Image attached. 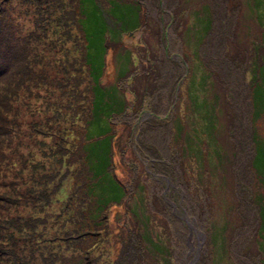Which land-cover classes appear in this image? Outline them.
<instances>
[{"label":"rangeland","instance_id":"374dc122","mask_svg":"<svg viewBox=\"0 0 264 264\" xmlns=\"http://www.w3.org/2000/svg\"><path fill=\"white\" fill-rule=\"evenodd\" d=\"M117 1L101 14L131 76L119 54L101 96L93 4L0 0V264H264V0ZM119 89L104 124L126 196L100 213L86 132Z\"/></svg>","mask_w":264,"mask_h":264},{"label":"trees","instance_id":"16d2710c","mask_svg":"<svg viewBox=\"0 0 264 264\" xmlns=\"http://www.w3.org/2000/svg\"><path fill=\"white\" fill-rule=\"evenodd\" d=\"M85 2V4L87 6H89L88 4L91 3L93 4V6H95V11L97 12H93L96 13L93 16L96 17H100L102 18V26L101 28H99L100 33V39H99V43H101L100 45H95L92 46V38L89 36L88 33H86V39H87V44H86V61L90 66V69L92 70V76H93V80H94V84L97 87V91L99 92L100 95H104L107 92H110L108 89H106L105 87H107L106 84H102L101 82V78L105 72V70L107 69V56H108V49H109V45H107V35L110 32V27L112 26L111 22L113 21L112 18H108V15L106 16H102L101 14V9H102V4H109L108 8L112 9L113 11L116 9L117 6H119L118 8L120 9V7L122 5H119L117 3H122V4H126L124 7L131 6V4L129 3H125L123 1L118 2L117 0H104L102 4H100L97 0H83ZM100 4V8L98 7V5ZM86 6V7H87ZM123 7V8H124ZM117 13H119V15H122L126 20L130 18V16H128V11H117ZM92 14V12H91ZM84 16V15H83ZM85 18V16H84ZM105 19V20H104ZM125 19H122V23L125 22ZM119 21V19L117 20V22ZM115 29V30H114ZM114 31L109 34V38L112 39V41L115 42L116 40V36L119 35V28H117V25L114 26ZM137 29V28H136ZM85 31V30H84ZM90 28H89V32H90ZM112 31V30H111ZM134 31V30H133ZM126 32L125 29H121L120 30V35L122 37V35H124ZM91 33V32H90ZM90 38V40H89ZM100 46V55L98 53H96L97 56H99L100 58V64L98 63H93L90 62V57H91V51L92 50H97L99 49L98 47ZM4 50L7 52V48H4ZM98 58V59H99ZM128 61L130 60L129 54L128 57ZM13 60V58H11ZM127 61V62H128ZM93 66L97 67V69H94ZM263 66V65H262ZM1 72H0V77H1ZM95 86L93 87L94 92H95ZM110 86V85H109ZM113 87H117L116 85H112ZM111 86V87H112ZM105 88V89H104ZM116 94V95H115ZM105 96V95H104ZM112 97H113V101H106L105 99L102 100L101 102L97 101V96L96 93L94 95V99L92 101V119L89 121V128L87 129V139L89 140V143L87 145H85V150L87 153V157L89 160V169L92 172L93 177L95 178V181L99 182L101 184V188L102 189H108V191H111L108 196V200L107 201H101L99 200V196H98V202L100 204V213L104 210V207H107L111 202H115L120 203L123 198H125L126 196V187L125 185L115 176L114 173H112L110 171V167L113 164V136H112V129L109 128L108 126H105V122L107 124L108 121H106V119L104 118V116H108L110 117V119L113 116H117L121 110L124 109V103H125V99L124 97L120 96V89H119V98L122 100V103L119 104V98L117 96V92L116 93H112ZM94 114V115H93ZM97 115V119L100 118L99 122L100 125L97 124V122L94 124V120L93 117ZM103 116L104 121L101 119L100 116ZM109 123L111 124V121H109ZM96 125V126H95ZM108 125V124H107ZM98 126V134H94V132L92 131V129H94L95 127ZM4 130H2L0 132V134H5V132H3ZM93 133H92V132ZM261 160L262 163H264V151L262 153L259 152V150H256V154L254 156L253 159V165L255 166L256 169H258L256 167V164L258 162V160ZM95 164L92 167V164ZM113 200V201H112ZM117 201V202H116ZM261 219L262 222L264 223V204L261 205ZM263 228H264V224H263Z\"/></svg>","mask_w":264,"mask_h":264},{"label":"crops","instance_id":"0c3cea01","mask_svg":"<svg viewBox=\"0 0 264 264\" xmlns=\"http://www.w3.org/2000/svg\"><path fill=\"white\" fill-rule=\"evenodd\" d=\"M118 34H120V30H119V32H118ZM108 55H110L109 53H108ZM119 58V57H118ZM122 59L119 61V59L117 60V66H118V70H117V76L118 77H123V76H127L128 74H130L131 73V68H130V65L128 64V62L130 61H128V58L127 59H125V62H124V60H123V58L124 57H121ZM116 59L117 58H115L114 56H113V60L112 61H110L109 59H108V56H107V67H108V65H110V63L111 62H113V64L112 65H116ZM128 61V62H127ZM109 63V64H108ZM125 64H128V67H127V65H125ZM98 125H100V122H99V124ZM98 127V126H97ZM97 127H95L96 129H97ZM95 128H94V130H95ZM94 130H92L93 132H94ZM95 134V133H94ZM95 164L93 163L92 164V167L94 166Z\"/></svg>","mask_w":264,"mask_h":264},{"label":"bare ground","instance_id":"6f19581e","mask_svg":"<svg viewBox=\"0 0 264 264\" xmlns=\"http://www.w3.org/2000/svg\"><path fill=\"white\" fill-rule=\"evenodd\" d=\"M130 32H132V31H130ZM107 39V38H106ZM110 39V38H109ZM120 40H121V35L119 34V35H117L116 36V41L114 42V41H112V43H114V44H119V42H120ZM107 44H108V39H107ZM114 46V45H113ZM114 48V47H113ZM113 48H110L109 47V49H108V53H110V55H108V59L110 60V61H112L113 60V56L115 57V58H118V57H121L120 55H122L123 57H128V54H129V57H131L132 56V54H130L129 53V51L128 50H126V48H122V49H119V48H116V53L114 52V50H113ZM112 49V50H111ZM109 51H111V52H109ZM120 54V55H119ZM136 59H137V57H136ZM258 73V68H257V72H256V74ZM129 76H131V75H129ZM129 76H123V77H121V78H126V79H128V77ZM256 76V75H255Z\"/></svg>","mask_w":264,"mask_h":264}]
</instances>
